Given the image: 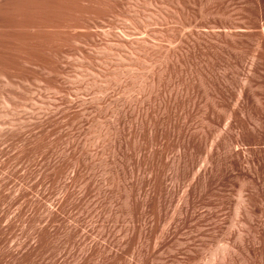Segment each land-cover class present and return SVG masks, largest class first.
Segmentation results:
<instances>
[{
    "label": "rangeland",
    "instance_id": "obj_1",
    "mask_svg": "<svg viewBox=\"0 0 264 264\" xmlns=\"http://www.w3.org/2000/svg\"><path fill=\"white\" fill-rule=\"evenodd\" d=\"M0 264H264V0H0Z\"/></svg>",
    "mask_w": 264,
    "mask_h": 264
},
{
    "label": "bare ground",
    "instance_id": "obj_2",
    "mask_svg": "<svg viewBox=\"0 0 264 264\" xmlns=\"http://www.w3.org/2000/svg\"><path fill=\"white\" fill-rule=\"evenodd\" d=\"M21 26H22V25H20V27H21ZM17 27H19V26H17ZM23 27H24V26H23ZM21 28H22V27H21ZM32 41H33V40H32ZM30 43H31V42H30ZM32 43H33V42H32ZM32 43H31V44H32ZM141 48H142V47H141ZM140 50H141V49H140ZM26 57H27V56H26ZM27 58H28V57H27ZM122 59H123V58H122ZM122 72H123V71H122Z\"/></svg>",
    "mask_w": 264,
    "mask_h": 264
}]
</instances>
